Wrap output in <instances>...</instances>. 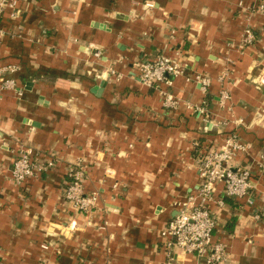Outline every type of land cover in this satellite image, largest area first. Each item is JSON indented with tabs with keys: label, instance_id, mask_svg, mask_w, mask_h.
<instances>
[{
	"label": "crops",
	"instance_id": "0c3cea01",
	"mask_svg": "<svg viewBox=\"0 0 264 264\" xmlns=\"http://www.w3.org/2000/svg\"><path fill=\"white\" fill-rule=\"evenodd\" d=\"M253 1L18 0L15 19L5 12L2 28L13 33L0 37V65L18 67L13 76L24 92L0 99V253L7 264H167L162 231L175 203L199 183L195 142L222 138L187 102L204 104L213 122L229 120L226 129L252 146L234 164L252 169L253 204L228 197L217 238L228 244L232 264H264V223L252 218L264 210V87L255 81L264 67V15L248 20ZM247 24L255 39L242 49ZM178 49L188 75L207 73L213 82L204 95L179 76L172 91L183 101L165 109L134 63ZM108 68L124 77L116 81ZM226 71L231 99L222 107L217 78ZM23 145L55 164L17 185L10 168ZM76 161L85 167L86 191L99 192L91 214L75 212L63 195ZM177 264L201 263L187 255Z\"/></svg>",
	"mask_w": 264,
	"mask_h": 264
},
{
	"label": "built area",
	"instance_id": "2783aa9c",
	"mask_svg": "<svg viewBox=\"0 0 264 264\" xmlns=\"http://www.w3.org/2000/svg\"><path fill=\"white\" fill-rule=\"evenodd\" d=\"M240 3L242 7L243 4ZM152 6V2L145 3L147 8ZM7 10H10V18L15 19L19 11L18 0H0V37L13 33L1 25ZM245 10L249 14L248 20L254 14L264 15V0H254ZM254 39L253 30L250 24H247L240 47L245 48ZM93 54L101 61L103 52L100 48H96ZM134 66L138 70L140 82L159 91L165 109H177L183 101L172 91L175 79L179 76L184 75L186 81L197 84L204 95L209 93L213 82V77L207 73L196 72L194 75H188L189 64L185 62L184 55L179 49L174 51L173 55L162 51L151 59L136 61ZM17 70L16 65H0V99L6 91H13L17 96L24 94L13 76ZM227 73L228 71L223 72L217 78L223 84L219 95V104L222 107L231 99L230 89L224 86L232 83ZM106 74L109 77L114 76L116 81L124 77L123 73L113 68H108ZM255 81L259 86L264 84V67ZM187 106L197 113L203 123H211L212 128H219L222 138L207 146L195 142L197 149L194 153V162L199 183L195 192L175 203L177 212L162 231L167 264H177L180 257L187 255H194L201 264H232L228 244L217 238L219 210L226 204L224 195L230 198L249 197V204H253L250 197L256 188V182L252 169L234 164L236 158L248 153L252 146L235 130L226 129L229 120L213 122L209 119L211 112L204 104L187 102ZM54 164L53 156L41 158L37 150L23 145L11 164L9 178L15 184L23 185L29 178L47 171ZM84 168L82 161H76L71 165L63 195L75 212L91 214L98 204L99 192L86 191ZM252 218L264 223V210L253 211ZM0 264H7L1 253Z\"/></svg>",
	"mask_w": 264,
	"mask_h": 264
},
{
	"label": "water",
	"instance_id": "95a60500",
	"mask_svg": "<svg viewBox=\"0 0 264 264\" xmlns=\"http://www.w3.org/2000/svg\"><path fill=\"white\" fill-rule=\"evenodd\" d=\"M260 87H264V84L260 85ZM49 235L55 236V232H53V230H49ZM48 243L53 244L54 241L50 240V241H48Z\"/></svg>",
	"mask_w": 264,
	"mask_h": 264
},
{
	"label": "trees",
	"instance_id": "16d2710c",
	"mask_svg": "<svg viewBox=\"0 0 264 264\" xmlns=\"http://www.w3.org/2000/svg\"><path fill=\"white\" fill-rule=\"evenodd\" d=\"M223 198H224L225 200H227L228 197L224 195ZM228 199L230 200V198H228Z\"/></svg>",
	"mask_w": 264,
	"mask_h": 264
}]
</instances>
